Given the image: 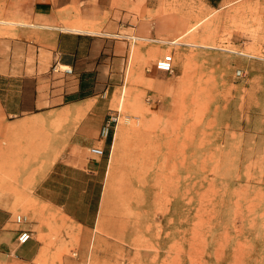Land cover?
I'll use <instances>...</instances> for the list:
<instances>
[{
  "label": "rangeland",
  "instance_id": "1",
  "mask_svg": "<svg viewBox=\"0 0 264 264\" xmlns=\"http://www.w3.org/2000/svg\"><path fill=\"white\" fill-rule=\"evenodd\" d=\"M154 3L175 70L117 91L96 230L52 210L40 240L69 264H264V0Z\"/></svg>",
  "mask_w": 264,
  "mask_h": 264
},
{
  "label": "crops",
  "instance_id": "2",
  "mask_svg": "<svg viewBox=\"0 0 264 264\" xmlns=\"http://www.w3.org/2000/svg\"><path fill=\"white\" fill-rule=\"evenodd\" d=\"M155 1L0 0V264H69L40 240L38 220L49 211L87 236L96 230L102 159L119 126L106 140L100 129L118 112L117 91L129 80L158 87L168 73L153 58L166 43L163 23L145 20ZM56 63L74 73L55 72ZM97 146L103 157L91 154ZM24 209L32 219L18 223ZM21 229L31 231L26 244Z\"/></svg>",
  "mask_w": 264,
  "mask_h": 264
},
{
  "label": "built area",
  "instance_id": "3",
  "mask_svg": "<svg viewBox=\"0 0 264 264\" xmlns=\"http://www.w3.org/2000/svg\"><path fill=\"white\" fill-rule=\"evenodd\" d=\"M174 62H175L174 54L169 53L164 55L156 62V67L161 71L172 73L175 70ZM53 70L55 72H65L67 74L74 73L71 67L61 68V66L58 63L54 65ZM237 76L244 77V71L239 70L237 72ZM119 119H120L119 111L110 113L108 115L107 119L105 120L104 124L100 129V137L102 140H106L111 136L112 132L116 129L119 123ZM90 152L95 157H103L105 155V148L103 146L92 147L90 149ZM16 221L18 223H26L28 222V216L26 214H19L16 216ZM31 239H32L31 231L25 229L20 230V234L18 236V242L20 244H26Z\"/></svg>",
  "mask_w": 264,
  "mask_h": 264
},
{
  "label": "bare ground",
  "instance_id": "4",
  "mask_svg": "<svg viewBox=\"0 0 264 264\" xmlns=\"http://www.w3.org/2000/svg\"><path fill=\"white\" fill-rule=\"evenodd\" d=\"M217 9V8H216ZM208 15H210V14H208ZM207 16V15H206ZM204 19V16H203V18H201L200 20H198V22H197V25H199V24H201L202 23V20ZM213 20V19H212ZM212 22V21H211ZM208 27V26H207ZM206 27V28H207ZM195 28V27H194ZM210 31V30H209ZM245 54V53H244ZM250 55V54H249ZM2 177H4V176H1V179H2ZM6 178V177H5ZM10 178V177H9ZM16 178V177H15ZM14 179V177L12 178V180ZM11 180V181H12ZM16 180V179H15ZM15 180H14V182H15ZM2 181V180H1ZM2 183V182H1ZM0 183V184H1ZM5 183V182H4ZM16 183V182H15ZM3 184V183H2ZM9 186H10V184H9ZM55 261V260H54ZM52 263H53V261H51ZM54 264V263H53Z\"/></svg>",
  "mask_w": 264,
  "mask_h": 264
}]
</instances>
